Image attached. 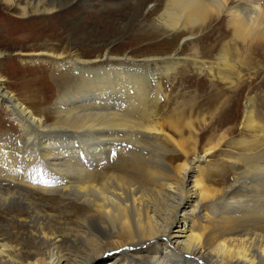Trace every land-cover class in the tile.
<instances>
[{
  "label": "bare ground",
  "instance_id": "bare-ground-1",
  "mask_svg": "<svg viewBox=\"0 0 264 264\" xmlns=\"http://www.w3.org/2000/svg\"><path fill=\"white\" fill-rule=\"evenodd\" d=\"M0 1L23 16L58 7ZM132 4L150 22L145 36L163 35L152 47L163 53L88 56L69 42L18 52L55 68V100L40 111L0 73V104L19 130L0 139V264H264V105L255 113L248 92L232 116L250 83L236 66L264 46V0ZM216 26L219 46L198 45ZM198 54H217L215 66L204 71ZM196 72L198 90L205 76L218 89L206 102L182 89ZM42 80L36 90L50 96ZM236 122L239 137L227 142Z\"/></svg>",
  "mask_w": 264,
  "mask_h": 264
},
{
  "label": "rangeland",
  "instance_id": "rangeland-1",
  "mask_svg": "<svg viewBox=\"0 0 264 264\" xmlns=\"http://www.w3.org/2000/svg\"><path fill=\"white\" fill-rule=\"evenodd\" d=\"M35 1L21 0L22 3H20L28 7ZM52 1L58 6L52 13H34L29 6L27 8L28 14L24 16L19 13L18 9H9L0 1V51L3 52L0 55V73L4 79L5 88L33 111L48 109L54 102L56 88L50 74L55 72V68L41 60L33 62L28 56L17 55L18 52L37 51L38 49L52 51L51 49H56L52 47L55 45L58 47L54 52H60L62 47H65V44L69 42L78 54H88V56L104 54L106 48L110 49L111 54H129L136 58L163 53V50L156 51L152 48L158 45L157 42L163 39V35L158 38L145 36L151 30V25L149 21L146 22L141 17L135 18L133 0H44L46 4ZM217 26L210 32L212 33L211 39L208 38L207 41L198 39L197 44L200 46L214 44L215 50L220 44L218 36L223 33V29H220L222 27L218 28ZM180 46L182 50L184 49V53L191 52L190 42H181ZM257 51L258 54H249L248 64L236 66V69L241 71L245 81L250 83H248L249 87L243 88L237 104L232 109V116L234 115L235 119L240 117L248 92L256 96L255 113L262 112L264 105V46L263 49L258 48ZM181 55L187 56L189 54ZM216 55L198 54L199 61H204L202 63L203 68H206L204 71L210 66H215ZM229 56L233 62L236 61L234 54H229ZM186 69L189 70V67ZM195 75V78L193 77L192 81L185 83V87L182 89L191 97L193 93H197L201 97L199 99L206 102V97L218 89H212L211 82L205 76L204 80L202 79L203 82L201 81L205 87L201 91L198 90L197 79H200L202 74L196 72ZM37 77L43 78L42 84L48 87V95L50 96L44 97L38 94L36 88L40 83L35 84L34 82ZM213 82L217 88L222 86L218 80ZM4 107V104H0V139L6 141L9 137H14L18 140L19 130L12 125L11 115ZM230 125L232 123H226L219 127L220 130H223ZM235 125L236 131L227 135V142L239 137L240 125L238 122ZM115 142L118 144L120 141ZM227 142H225L226 145ZM7 144L10 145L8 142ZM8 147L4 146L3 149H8ZM221 148L225 149V145H222ZM216 149L209 156L213 163L214 161L217 162L224 153L220 148ZM39 163L42 164L41 166L44 165V162ZM25 164L27 162L23 160L18 166L23 168ZM7 166L4 163L3 168L5 170L11 168Z\"/></svg>",
  "mask_w": 264,
  "mask_h": 264
},
{
  "label": "snow or ice",
  "instance_id": "snow-or-ice-1",
  "mask_svg": "<svg viewBox=\"0 0 264 264\" xmlns=\"http://www.w3.org/2000/svg\"><path fill=\"white\" fill-rule=\"evenodd\" d=\"M113 155H115V153H113ZM104 255H112V253L106 252V253H104Z\"/></svg>",
  "mask_w": 264,
  "mask_h": 264
}]
</instances>
